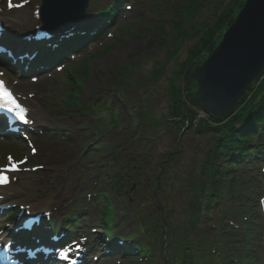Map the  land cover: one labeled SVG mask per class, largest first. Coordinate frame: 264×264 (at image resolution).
I'll return each instance as SVG.
<instances>
[{"label":"rangeland","instance_id":"374dc122","mask_svg":"<svg viewBox=\"0 0 264 264\" xmlns=\"http://www.w3.org/2000/svg\"><path fill=\"white\" fill-rule=\"evenodd\" d=\"M32 1L37 4L40 2L31 0V3ZM93 1L94 8L91 7L90 12L98 14L109 8L115 0ZM234 1L131 2L132 10L119 15L115 28L112 27L111 36L96 45L92 51H86L81 58L75 59L77 68H74L75 71L81 73L86 71L84 69L87 65L90 67V76L85 73L80 76L84 79V87L79 101L81 105L86 106L85 110L91 111V114L86 112L80 116L74 112L75 109L69 111L63 109L64 100L71 89L70 82L65 83L62 80L67 70L59 75L46 77L33 85H17L12 82L16 92L27 101L28 109L30 113L32 111L34 118L42 119V122L53 128L55 134L65 136L58 137V140L43 138L35 141L40 148V155L33 157L36 165L42 166L41 160L42 163H47L48 159H51L52 163L43 166L44 169L37 174L20 176L19 182L11 189L15 191V195L11 196L13 202L36 206L44 204L53 210L52 201L56 198L60 201L67 200L68 203L64 205L65 211L53 214V219L67 220L66 216L73 207L85 216L82 217L81 225L94 229L101 219L102 206L100 202L92 203L85 197H90V194L97 196L95 192H107L116 210L113 234L118 237H125L129 233L136 234L144 225L146 242L157 245L156 240L151 241L149 235L155 239L157 236L159 250L161 248L162 251L163 247L165 256L171 260L175 250L171 251L172 248L162 245L165 238L167 241L172 238L179 240L183 237L186 239L189 235L185 231L182 210L184 200L188 199L184 187L187 186L188 174L191 171L199 174L213 139L211 136L187 133L177 142L178 133L174 124L169 121L172 115L170 106L173 101H179L181 97L183 99L184 81L180 73L182 66L190 58L191 52L199 46L202 38L206 37L208 27L214 25L218 16ZM190 4L192 6H189ZM27 10L25 14L19 15L27 19L33 18V6ZM139 14L144 18L138 17ZM135 19L138 20V24H135ZM170 21L177 22V25L183 28L178 30L175 28L177 25L169 24ZM150 22L165 23L163 26L165 34L161 38L153 35L152 26H146ZM134 24L136 26H130ZM156 32L158 34V31ZM198 62L202 60L198 59ZM69 70L71 73L74 71ZM192 87L195 91V86ZM174 88L179 94L172 99ZM115 93H123L126 104L122 105L120 99L115 97ZM120 116L121 127L115 128L113 120L119 119ZM98 129L101 136L96 134ZM100 143L103 147L98 153V158L88 164L82 163L80 156L85 152L86 146L89 144L96 146ZM14 146L19 148L17 145ZM117 146L120 149L133 147L131 152L133 157L140 153V157L146 156L150 159L146 165L145 163L139 165L142 171L141 183L135 182V171L128 167L130 156L127 151L114 153ZM9 150L12 151V148ZM9 150L5 145L0 146L1 158L5 159ZM14 154L20 155L19 158L30 155L25 149ZM110 156L115 161L110 159ZM262 164L264 165V162ZM257 167L259 164L247 167L245 175L243 172L242 174L230 172L225 187L224 197L236 195L237 202H229L224 206L242 214L239 219L235 218L241 229L235 230L237 234H231L235 240L231 241L230 246L233 248L230 253L235 257L234 261L237 264H241L239 255L250 250L251 256L255 258V264H264V216L260 203L261 198H264V171L263 166ZM219 168L229 170L226 164ZM120 170H126L131 175L132 182L129 180L125 183L122 191H111V179ZM231 178L235 185H238L241 193L239 197L236 190L234 192L228 190ZM256 179L261 187L258 202L257 197L250 201L251 197L247 196ZM155 196L161 198L165 204L157 205ZM81 206L85 208L82 210ZM250 210H254V214L247 216L245 212L249 213ZM161 217L167 218L173 224L175 229L169 232L172 238L163 236L162 225L156 222ZM246 217L248 220H245ZM249 217H252V220ZM98 228L99 233L102 232V228ZM204 229L209 230L207 227ZM98 235L95 234V241ZM191 238L197 237L192 235ZM206 238L210 241L209 233ZM137 239L143 240L140 237ZM247 241L251 244L249 245ZM99 250L93 256H98ZM112 263V259L105 258L100 264ZM119 264L147 263L121 260Z\"/></svg>","mask_w":264,"mask_h":264},{"label":"trees","instance_id":"16d2710c","mask_svg":"<svg viewBox=\"0 0 264 264\" xmlns=\"http://www.w3.org/2000/svg\"><path fill=\"white\" fill-rule=\"evenodd\" d=\"M244 4L245 0H235L224 13L218 16L214 25L208 27L206 37L202 38L199 46L191 52L190 58L184 65L182 72L185 74V81L188 80V77L197 68L204 64L206 59L218 47L224 34L233 25ZM189 6L192 5L190 4ZM174 25H177V23H174ZM175 28L181 30L183 27L177 25ZM160 31H163V27H160ZM198 59H201L202 62H198ZM76 76L78 77V81L80 83L78 81L73 83L72 91L69 100L67 101L68 106L77 104L76 95L80 92L81 80L83 79L80 78V74H76ZM255 85L256 81L248 91V93L255 91L252 98L249 101L244 98L235 108V111H237L236 114L234 111L235 115L229 119L227 123L221 124L217 121V123L221 125L205 129L207 132H211L215 138L209 162V165L211 166L209 172L210 177L212 178H210L209 187L202 184V177L199 182L194 183L195 190L192 188V183L188 187L189 200L187 202V216L189 226L191 228H195L198 225L201 211L200 206L203 202L202 199L206 201V205L208 207H211L213 205V201L209 199L214 198V196H219L220 193H223L225 190L222 185L223 181L221 173L215 168L216 166H214V162L216 164V162H221L223 159H228L229 164L233 163L236 159L230 160L229 157H232V155L237 152L240 154L237 159H241L243 161L247 160L251 155L252 140L255 137L262 138L264 136V79L256 90H254ZM242 104H244V107L240 108ZM175 105H177L176 102ZM185 112L186 110H180L176 107L174 115L179 118H183L185 117ZM189 119L192 121V118ZM116 186H119V181ZM110 215L111 214H109V216ZM109 224L110 222H108V225ZM171 245L179 250V253L177 252L174 254L175 259L177 260L175 264H199V254L197 256L196 254L195 256L192 254V246L187 239L182 240V242L173 241Z\"/></svg>","mask_w":264,"mask_h":264},{"label":"water","instance_id":"95a60500","mask_svg":"<svg viewBox=\"0 0 264 264\" xmlns=\"http://www.w3.org/2000/svg\"><path fill=\"white\" fill-rule=\"evenodd\" d=\"M60 14L65 16V11ZM263 71L264 0H247L222 43L190 77L189 83L198 84L191 105L217 119L226 117Z\"/></svg>","mask_w":264,"mask_h":264},{"label":"snow or ice","instance_id":"6c2138e0","mask_svg":"<svg viewBox=\"0 0 264 264\" xmlns=\"http://www.w3.org/2000/svg\"><path fill=\"white\" fill-rule=\"evenodd\" d=\"M9 6H12L11 0H9ZM0 110H5L13 114L21 122L28 123L27 109L18 102V98L6 87L3 79H0ZM8 161V167L0 169V185H7L10 182L8 173L18 172L20 165L26 163V161L16 162L12 157H8ZM65 259H67V253L65 254Z\"/></svg>","mask_w":264,"mask_h":264},{"label":"bare ground","instance_id":"6f19581e","mask_svg":"<svg viewBox=\"0 0 264 264\" xmlns=\"http://www.w3.org/2000/svg\"><path fill=\"white\" fill-rule=\"evenodd\" d=\"M30 216H35L34 214L32 215V214H27V216H23V217H21L20 218V222H22L24 219H26V218H28V217H30ZM79 221H77V220H75V219H72V221H70V222H67L66 223V227L67 226H70L69 228H71L72 227V222L75 224V223H80V221H81V219H78ZM28 226H30V225H28ZM27 227V226H26ZM2 241L4 242V243H2V244H0V248L1 249H4V250H6V251H9V252H12V249H10V246L8 245V243H7V239H6V237H4L3 239H2ZM2 246H4V248H2ZM6 253V252H5Z\"/></svg>","mask_w":264,"mask_h":264}]
</instances>
